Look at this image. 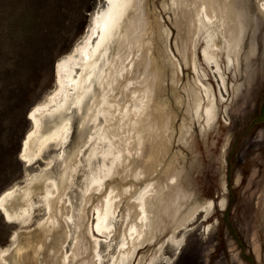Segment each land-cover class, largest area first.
I'll return each instance as SVG.
<instances>
[{
	"label": "bare ground",
	"instance_id": "1",
	"mask_svg": "<svg viewBox=\"0 0 264 264\" xmlns=\"http://www.w3.org/2000/svg\"><path fill=\"white\" fill-rule=\"evenodd\" d=\"M104 1L94 11H103ZM161 1L162 9L174 12V45L193 76L183 82L182 61L167 44L171 28L151 0H133L127 11L121 0H113V19L90 18L81 40L55 63V89L29 112L32 127L19 158L32 165L50 149L60 151L46 167L0 194V212L5 219V213L13 218L7 221L25 227L41 205L47 216L34 228L14 233L12 243L0 249V264H148L161 257L167 245L181 247L186 237L179 236L189 221L203 212L205 219L213 214L215 202L201 198L191 179L190 169L198 171L202 159L173 148L179 129L174 103L186 111L178 141L195 152L192 120L202 119L204 131L216 122L219 111L199 56L226 84L220 63L224 58L235 70L231 90L242 96L241 104L248 100L255 78L264 73V0ZM169 82L174 102L166 93ZM76 113L81 131L68 151ZM57 160L63 168L58 177L47 170ZM80 172L84 179L76 202L71 190L79 185ZM247 222L261 259L255 224ZM166 231L170 235L161 242ZM108 240L112 250L105 254L102 241ZM155 241L159 245L151 253L140 252Z\"/></svg>",
	"mask_w": 264,
	"mask_h": 264
},
{
	"label": "rangeland",
	"instance_id": "2",
	"mask_svg": "<svg viewBox=\"0 0 264 264\" xmlns=\"http://www.w3.org/2000/svg\"><path fill=\"white\" fill-rule=\"evenodd\" d=\"M151 1L153 9L162 11L166 26L171 28L172 34L167 44L169 50L172 49L181 59L183 82H186L189 74L193 76L194 70L183 62L179 50H176L178 47L173 41L177 37L174 12L171 8L162 9L161 0ZM104 3V0H0V194L11 185L25 181L29 173L46 167L50 158L60 151V148H52L47 151L45 159L32 165H27L19 158L23 140L32 127L28 119L29 112L55 89V63L81 40L91 18V15L85 17L83 12L87 10L91 14L97 4L101 7ZM202 44L198 47L200 55ZM199 57L205 69L204 79L211 82L219 105L217 119L203 131L202 119L194 117L192 135L196 151L192 152L182 141H178L179 126L186 111L183 106L174 103L177 112L175 126L179 129L173 148L183 149L188 158L196 154L202 159L203 165L198 169L199 172L198 167L190 169L191 179H195L201 198L213 199L215 210L208 219H205L203 212L189 221L186 233L179 236L186 237L181 247L172 243L167 245L163 248L164 254L154 262L149 260L148 264H173L177 258L179 264H264V73L260 71L257 75L249 91L250 97L241 104L242 96H235L232 91L234 68L227 67L224 58L220 62L224 67L225 84L219 72L215 74L217 69L205 64L204 59ZM171 88L169 82L166 93L174 102ZM236 110L239 115L235 114ZM79 117L80 113H76L73 118L75 131L67 146L68 151L75 147L81 131ZM250 136L253 137L247 142ZM60 162L57 160L47 168L57 177L63 170ZM238 172L239 181L236 179ZM83 179V173L80 172L76 179L79 185L71 190L76 202L75 195L79 197L78 188ZM223 198H226L224 206L220 203ZM35 200H39L38 195ZM46 216L45 206H38L33 221L21 227L18 223L7 221L0 212V249L12 243L17 230L32 229ZM247 219L255 224L257 238L262 244L261 259L255 254L251 238L253 229L247 225ZM168 234L169 231L164 232L159 240L162 242ZM69 242L68 248L71 249ZM108 242L102 241L105 254L112 250ZM158 245L159 241L148 243L140 252L149 249L151 253V249ZM174 251L176 256H173Z\"/></svg>",
	"mask_w": 264,
	"mask_h": 264
},
{
	"label": "snow or ice",
	"instance_id": "3",
	"mask_svg": "<svg viewBox=\"0 0 264 264\" xmlns=\"http://www.w3.org/2000/svg\"><path fill=\"white\" fill-rule=\"evenodd\" d=\"M112 6H113V0H107L106 7L103 9V11H94L93 13H89L87 10L83 12V15L85 17H89L91 15V18L99 19L101 16H105L108 19H113L112 17ZM121 6L122 9L127 11L133 8V0H121ZM96 8H100V5L97 4ZM25 160H27V157H23ZM0 211H3V209H0ZM6 219L12 220L13 218L11 216H7L5 213ZM180 241H177V244H179ZM2 254V253H0ZM173 256H176L175 251L173 252ZM173 264H179V259H175Z\"/></svg>",
	"mask_w": 264,
	"mask_h": 264
}]
</instances>
